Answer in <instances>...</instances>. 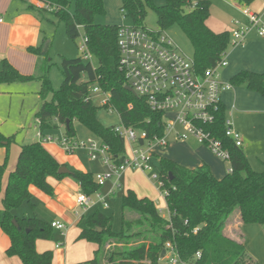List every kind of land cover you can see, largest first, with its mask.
<instances>
[{"label":"trees","instance_id":"16d2710c","mask_svg":"<svg viewBox=\"0 0 264 264\" xmlns=\"http://www.w3.org/2000/svg\"><path fill=\"white\" fill-rule=\"evenodd\" d=\"M55 6L51 11L65 22L69 38L76 42L83 34L87 51L97 59L62 56L61 71L64 79L59 89H54L49 76L52 60L44 44L32 46L28 51L41 57L38 74L23 75L7 59L0 70V84L37 79L43 103L36 116L42 133L66 125V134L76 137V124H82L100 140L108 144L111 152L121 162L126 152L125 140L115 132V125L105 126L98 119V110L90 97L92 86H99L109 94V102L119 114L121 122L147 130L149 135L164 134L163 115L151 109L144 97L126 89L127 79L120 70L118 32L120 25L98 23L97 17L106 14L105 0H42ZM162 1V2H161ZM250 5L254 0H237ZM74 11H71L72 6ZM211 0H121V10L131 17L134 24H144L148 8L155 10L159 29L167 30L177 24L190 39L194 52L195 68L199 73L215 66L227 54L232 32L214 31L207 24L211 15ZM31 7L34 8L33 5ZM41 14L46 9H38ZM45 56V57H44ZM233 86L244 85L264 97V71L242 70L231 80ZM50 93L51 99H44ZM133 108H130V105ZM227 110L221 104L215 124L209 128L222 139L231 153L233 172L217 178L208 165L191 169L176 161L160 156L159 187L164 195L170 216L165 217L156 202L148 196L140 197L128 189L122 198V227L113 229V216L97 209L84 216L80 239L96 243L98 249L92 264H165L162 252L171 242L182 260L188 264H258L243 242L229 237L224 229L236 212L243 224L257 223L264 228V171L254 170L243 146H237L226 135ZM13 137L0 130V147L9 148ZM8 157L0 166V226L9 235L11 246L8 254L17 255L24 264H53V252H39V239H52L51 223L37 215L18 216L17 210L26 202L31 203L30 186L34 185L49 195L54 188L49 177L63 179L72 176L88 195L101 189L91 172L72 170L60 173L61 164L41 141L23 144L15 169L9 174L4 189V174ZM14 220L20 225L18 228ZM198 229L197 232L194 230ZM198 252L201 257L198 258Z\"/></svg>","mask_w":264,"mask_h":264},{"label":"crops","instance_id":"0c3cea01","mask_svg":"<svg viewBox=\"0 0 264 264\" xmlns=\"http://www.w3.org/2000/svg\"><path fill=\"white\" fill-rule=\"evenodd\" d=\"M38 3H43V1L0 0V70L2 69L3 60L7 59L8 62L23 75L38 74V66L40 65L41 57L28 51V48L43 43L44 48L48 50L49 54H51V41L45 35L44 20L42 19L44 15L36 9ZM31 5H33L34 8L31 7ZM247 6L251 10L259 13L264 22V0H254L253 3ZM234 7L241 16L231 17L230 23L233 29L235 27V20L239 19L243 23H248V18L242 13V4L236 0ZM223 29L220 31H224ZM226 57L228 65L224 67L223 72H221L220 79L222 81L230 82L231 78L242 70L263 72L264 37L259 36L257 31L253 30L244 45L231 44ZM49 60H52L51 56ZM3 92L6 91H3V89L0 90V93ZM222 102L227 110V118L233 122L235 129L239 131L242 136L243 149L246 155L248 156L252 154L253 144L256 141L261 140V138H264V97L256 92L250 91L246 86L240 85L233 86V88L224 91L222 93ZM42 103V98H39L37 111L40 109ZM36 113L35 117L37 118ZM54 129H62V136L66 134V125L59 124L58 127ZM39 131L36 133V139L32 141V143L40 141L38 136ZM76 131H78L77 127ZM49 132L50 130H47L43 134L48 135ZM91 133L95 135L93 132ZM50 136L53 135L50 134ZM75 138L79 140L91 139L80 137L78 132ZM22 145L19 144V146H16L14 151L11 150V146H9V148L6 146L0 148V166L5 163L6 158L9 155L4 175L5 177L3 178L4 189L9 174L17 165ZM43 145L61 164H63L62 166L68 167L71 171L78 170L91 172L94 175V171L88 169L81 159V156L78 155L79 151H87L86 149H78L73 153H69L56 142L43 143ZM162 155L191 169L202 165H208L212 173L219 179L223 178L228 173L227 169L229 163L216 156L209 147L199 143L194 138L189 140H176L174 137H171L168 145L162 149ZM96 172H98V170ZM125 174L126 184L128 186L127 190H135L140 197L148 196H142L141 189H138L136 184H132V176L136 174L145 176L147 175L146 172L140 170H127L122 177ZM149 179L152 180L151 178ZM48 181L54 188V194L49 195L38 187L31 185L29 190L31 201L34 205H31V203L28 202L24 203L17 210V215L20 217L37 215L40 219L48 223L59 220L66 224L67 227L64 231L53 227L54 237L52 239H39L36 242V247L39 252L47 250L53 252V264H90L87 263V261L94 258L98 245L87 241L86 239L79 238L84 227L82 224L85 222L83 217L86 216L87 211L92 208L101 210L99 205L104 208H107L108 206H104L102 202L94 204L87 210L78 206L77 196L79 192L83 190L80 183L72 176H66L63 179L49 177ZM117 187H114L113 183L111 188L113 192L109 193L110 190L107 194H102L105 196V201L107 200V197L115 194ZM1 194L4 195V192ZM150 198L153 199V197ZM80 208L83 210H80ZM0 209H2V207ZM249 227V224H243L239 220V216L236 215L228 221L224 231L232 239L245 244L241 232H249V230H251ZM58 244L61 245L58 246ZM10 246L11 239L9 235L0 226V264H24L19 256H11L8 254ZM163 262L165 263L164 259ZM103 264L107 263L104 262Z\"/></svg>","mask_w":264,"mask_h":264},{"label":"built area","instance_id":"2783aa9c","mask_svg":"<svg viewBox=\"0 0 264 264\" xmlns=\"http://www.w3.org/2000/svg\"><path fill=\"white\" fill-rule=\"evenodd\" d=\"M39 7L54 9L52 4L38 3ZM242 13L248 18V23L235 20L232 30L231 44L244 45L253 30L264 37V22L262 16L251 10L248 6L242 8ZM118 45L120 49V70L127 79L134 92L144 97L152 110L163 115L162 126L164 134L159 136L149 135L147 130L124 123L115 125L118 133L126 143L124 159H118L111 152L108 144L93 138L79 140L63 135L61 138L38 133L42 143H58L65 151L73 153L78 149H86L92 160L100 161L107 167V171L98 173L94 180L99 185H104L107 180L116 177L114 187L119 186L120 178L127 170H140L152 172L151 179L156 181L158 187L163 186L160 173L154 171L151 161L159 160L162 149L168 145L171 137L176 140L196 139L206 145L219 158L229 163L227 172H233L230 165L231 153L222 139L214 135L211 130L217 120V114L222 104V93L233 88L231 82L220 79V68L228 65L226 55L215 66L199 73L195 68L193 57L186 56L179 48L176 41L161 29L152 30L146 26L120 25L118 32ZM81 49L85 52V58L91 59L92 55L87 51L86 38ZM95 93L106 96L102 100L103 105L109 102V94L95 85L91 87L90 97ZM133 108L131 104L129 106ZM109 111H116L108 108ZM38 123L40 120L38 119ZM226 135L237 146H243V139L230 119H226ZM111 190L109 193H112ZM167 191L162 192L165 195ZM94 194L96 196L94 197ZM88 195L80 191L77 196V204L84 210L94 204L102 202L108 206L105 196L101 193ZM52 227L61 231L66 229L62 221H53ZM198 229L194 231L197 232ZM61 244H58L60 246ZM166 254L162 258L165 264H188L182 260L176 247L169 241L166 244ZM197 257H201L198 252Z\"/></svg>","mask_w":264,"mask_h":264},{"label":"rangeland","instance_id":"374dc122","mask_svg":"<svg viewBox=\"0 0 264 264\" xmlns=\"http://www.w3.org/2000/svg\"><path fill=\"white\" fill-rule=\"evenodd\" d=\"M193 3L195 0H191ZM211 15L207 20L208 26L216 31L230 30L232 32L233 27L230 23L231 17H239L241 14L234 7L236 0H211ZM162 2V1H161ZM36 6V5H35ZM53 6V5H52ZM245 5H242L244 7ZM38 9H46L36 6ZM106 14L97 17L98 23H116L117 25H133L134 22L131 17H127L121 10V0H105ZM55 8V6H54ZM75 6L73 4L71 11L73 12ZM54 10V9H53ZM52 9H46L42 19L44 20L45 35L51 41V54L52 66L49 73L54 89H59L64 76L61 71V59L62 56L66 57H83L85 58V52L81 49L84 45L83 34L77 39L76 42L72 41L67 32L65 22L57 18L54 14L50 13ZM146 27L152 30L159 29L157 20V14L154 9L148 8L147 15L144 20ZM166 32L176 41L180 50L188 57H193L194 48L193 45L183 31V29L175 24L171 26ZM92 62L96 65L97 59L92 57ZM224 68H220L219 73L223 72ZM6 91L0 93V129L7 137H13L11 143V150L14 151L19 144H29L36 139V133L40 130L37 123L35 113L37 111V105L39 98H41L40 91L42 90V83L37 79H31L26 81H14L11 83L0 84V90ZM51 94L48 93L44 99L50 100ZM106 98L104 94L95 93L93 96L94 104L99 107L98 119L105 126L119 125L121 119L116 111H109L104 107L102 100ZM77 132L79 136L88 139L93 138L100 140L96 135H93L86 127L77 123ZM62 129L50 130L48 135L55 137H62ZM263 141V142H262ZM1 148V147H0ZM12 153V151H11ZM79 156L88 167L94 171L96 176L98 173L107 171V167L100 161L92 160L87 151H79ZM249 156V162L252 168L258 172L264 171V138L256 141L253 144L252 154ZM247 156V158H248ZM154 167V171L160 173L161 166L157 158L151 161ZM98 170V172H96ZM147 175L143 176L136 174L132 179V184H136L138 189H141V195H148L153 197L159 210L165 217H169V209L167 207L165 196L161 193L158 184L154 180H150L152 172H146ZM5 175V174H4ZM5 177V176H4ZM116 177L107 180L101 189L97 193L103 195L107 194L115 181ZM119 186L115 190V194L107 197L108 207L104 208L99 205L100 209L107 215L113 216V229L120 231L122 227V198L128 188L126 184V174L120 178ZM6 186V185H5ZM2 196L0 194V208L2 207ZM96 194H94V197ZM97 208H92L87 211L86 216L90 215ZM80 210H83L80 208ZM238 212L234 214L237 215ZM84 226V224H82ZM249 232H241L245 240V247L247 252L252 255L259 264H264V228L259 224H249Z\"/></svg>","mask_w":264,"mask_h":264},{"label":"water","instance_id":"95a60500","mask_svg":"<svg viewBox=\"0 0 264 264\" xmlns=\"http://www.w3.org/2000/svg\"><path fill=\"white\" fill-rule=\"evenodd\" d=\"M125 87H126L127 90H129V91H131V92H134L133 88H132L130 85H126ZM66 126L68 127V122H67ZM59 172H60V173H72V171L69 170L68 167H66V166H62V167L59 169ZM14 223H15V225H16L18 228H20V225H19V223L17 222V220H14ZM165 254H166V249L163 250V252H162V257H164Z\"/></svg>","mask_w":264,"mask_h":264}]
</instances>
